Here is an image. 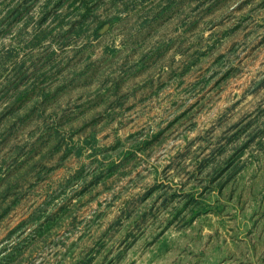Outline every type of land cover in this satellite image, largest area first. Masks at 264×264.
<instances>
[{
    "label": "rangeland",
    "instance_id": "obj_1",
    "mask_svg": "<svg viewBox=\"0 0 264 264\" xmlns=\"http://www.w3.org/2000/svg\"><path fill=\"white\" fill-rule=\"evenodd\" d=\"M0 264H264V0H0Z\"/></svg>",
    "mask_w": 264,
    "mask_h": 264
},
{
    "label": "trees",
    "instance_id": "obj_2",
    "mask_svg": "<svg viewBox=\"0 0 264 264\" xmlns=\"http://www.w3.org/2000/svg\"><path fill=\"white\" fill-rule=\"evenodd\" d=\"M83 1H85V0H83ZM86 4H87V1H86Z\"/></svg>",
    "mask_w": 264,
    "mask_h": 264
}]
</instances>
